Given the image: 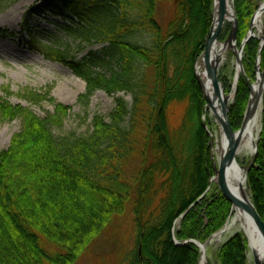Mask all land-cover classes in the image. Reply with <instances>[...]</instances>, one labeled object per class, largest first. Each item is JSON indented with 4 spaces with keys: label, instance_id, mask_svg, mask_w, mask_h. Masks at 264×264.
<instances>
[{
    "label": "trees",
    "instance_id": "obj_1",
    "mask_svg": "<svg viewBox=\"0 0 264 264\" xmlns=\"http://www.w3.org/2000/svg\"><path fill=\"white\" fill-rule=\"evenodd\" d=\"M16 1L0 0V10ZM37 1L66 21L61 29L81 46H99L79 57L68 45L32 39L47 59L70 67L87 82L79 101L88 105L97 90L131 93L133 100L130 105L118 96L110 121L95 114L87 133L56 136L53 127L63 128L72 107L56 102L50 89L27 87L18 93L30 103H54L55 112L47 118L0 95V123L22 122L9 146L0 150V264H77L113 217L125 211L130 197L135 234L130 264H199L201 252L190 240L205 242L231 210L219 188L205 194L214 167L211 135L203 122L207 102L194 70L212 24L214 0H172L165 27L157 18L164 0ZM234 3L240 45L258 6L250 0ZM260 44L253 37L244 49L251 79ZM260 59L263 68L264 47ZM224 87L231 90L229 80ZM5 93L13 94L9 88ZM249 95L241 77L230 111L235 129L242 124ZM175 105L184 110L172 126L169 113ZM211 124L207 116L210 129ZM135 158L140 166L127 175ZM247 186L264 219V112ZM201 196L173 234L176 220ZM174 237L189 242L179 245ZM247 254V240L235 234L220 246L218 264H248Z\"/></svg>",
    "mask_w": 264,
    "mask_h": 264
},
{
    "label": "rangeland",
    "instance_id": "obj_2",
    "mask_svg": "<svg viewBox=\"0 0 264 264\" xmlns=\"http://www.w3.org/2000/svg\"><path fill=\"white\" fill-rule=\"evenodd\" d=\"M250 1L254 5H257L255 4V0ZM173 9L172 0L159 2L157 18L163 27L166 26L172 16ZM65 23L66 21H63L60 17H55L50 12L44 11L41 8V3L37 0H17L7 8L0 10V95L10 100L13 104L29 106L39 117L47 118L55 112L54 103L47 100L39 103H30L21 98L18 93L27 87L43 92L50 89L51 95L56 99V102L72 107L64 121L63 128L57 129L53 127V132L56 136L71 131L77 134L87 133L92 129L95 114L103 115L107 121H110V115L116 107V98L118 96H124L130 102V105L133 100L131 93L121 92L112 95L104 90H97L91 96L88 105H84L79 101V97L86 92L87 82L70 67L47 59L41 52L40 46H36L37 41L32 42L33 37H36L41 41L53 45H68L71 47L73 53L81 54L79 57H82L91 49L99 48V46L88 47L86 43L81 46L76 37L61 29L60 26ZM26 27H29L33 31V36L29 35L25 29ZM3 32L8 33L5 34ZM256 33L260 35V33ZM222 57L223 61L219 70V80L223 83L229 80L232 84L237 73V57L232 48L227 49L222 54ZM258 62L261 66V59L257 60V68L259 66ZM255 73L257 77L259 70L255 71ZM256 77L253 81H256ZM5 88H9L13 94L7 95ZM61 90H65L63 100L57 95ZM248 102L243 114V120ZM262 105L264 112V97ZM183 110L184 107L180 105L173 107V110L169 113L172 126L178 125ZM207 116L212 122L210 127L214 133V139L211 140L212 156V154L214 155L213 150L216 146V138L217 135L220 136L221 129L218 121L210 112H207ZM21 128V119L0 123V150L6 149L9 146L12 136L19 132ZM251 158L252 155L241 156L238 161L242 166L248 167ZM139 163V159L137 158L132 163L130 160L127 175H131L135 169L139 168ZM215 188H218L217 182L211 184L210 194L214 192ZM241 234L243 235V233ZM228 238L230 236L208 247L207 264H218V250ZM134 246L135 234L130 197L125 211L113 217L103 235L89 247L77 264H130L131 250ZM252 256L248 245V264H254Z\"/></svg>",
    "mask_w": 264,
    "mask_h": 264
},
{
    "label": "water",
    "instance_id": "obj_3",
    "mask_svg": "<svg viewBox=\"0 0 264 264\" xmlns=\"http://www.w3.org/2000/svg\"><path fill=\"white\" fill-rule=\"evenodd\" d=\"M230 4L232 7V11H233L232 18L227 17ZM260 10L264 12V1L259 6L258 10L254 13L247 36L244 38L241 44V47L239 48L237 45L239 19H238L237 12L235 9L234 0H231V2H229V0H215L213 23H212L211 29L208 33L206 43H205L203 60L207 66V71L210 76V82L214 88V97H216L218 95L219 88H221L222 92L224 93H225V90H224L223 84L218 79V71L221 65L222 51H218L215 46L218 43V36L221 33L222 29L224 28L225 23L228 21L232 23L231 30L226 40L223 43L226 44L228 48H232L237 56V61H238L237 67H238V71H240V74L239 73L236 74L235 85L237 81L239 80L240 75L242 74L245 77L246 81L248 82V86L250 90V97H249L248 106H247V109L244 115V120H243L241 127L238 130H235V128L232 125L231 118H230V107L229 106L225 107V105L219 104V102L216 99H213L212 97H210L208 93L206 92L205 84L203 83L198 73V70H197L198 59H196L195 61V76L202 88L203 94L207 100V104L209 106V109L212 115H214L217 121L219 122L222 133H224L227 136L226 145L224 146L220 157H218L217 159L212 157L213 165L215 169V176H217V180H218L217 184L219 186V189L221 190L224 197L232 205L235 204L237 206H242L247 211V213L253 219L259 233L264 239V219L258 212L254 203L252 202L251 199L247 201V198L244 200L238 197L237 195H235V193H233V191L231 190L227 182V171H228L230 164L236 159V153H237L240 141H241V136L243 135L245 125L247 121L249 120V118L252 116V114L256 111L258 104L259 103L263 104L264 70L261 71V67L259 64L258 66L259 73H258L257 79L255 82H252L250 78L247 76L244 70L243 62H242V53H243L246 43L249 41L250 38L258 37L255 33V29H254L255 27H254L253 22H254L257 12ZM260 32H261L260 37L262 38V43L260 46V52H261L264 46L263 29H261ZM259 81L261 84V91L260 92L258 91V93H256L253 86L255 83H258ZM235 85H234V89L232 92L234 96H235ZM220 109L222 111H220ZM204 124L207 125L206 122H204ZM261 133H262V129L260 131L259 138L261 136ZM258 143L259 141L256 144L254 154L250 160L248 167L242 166L243 168L247 169L245 173L246 178H247L248 171L255 165L256 154L258 150ZM195 203L196 202L192 203L189 206V208L180 217L181 218L185 217L187 212L195 205ZM175 241L179 245L189 242V241H184L182 243L177 240ZM191 242L195 243V245H197V247L200 248V245H201L200 241L191 240ZM201 254H202V250H201ZM253 259H254V264H264L256 254L253 255Z\"/></svg>",
    "mask_w": 264,
    "mask_h": 264
},
{
    "label": "bare ground",
    "instance_id": "obj_4",
    "mask_svg": "<svg viewBox=\"0 0 264 264\" xmlns=\"http://www.w3.org/2000/svg\"><path fill=\"white\" fill-rule=\"evenodd\" d=\"M230 2V1H229ZM232 7L231 4L228 9V18H232ZM263 15L264 12L262 10L258 11L255 19H254V29L255 33H260L263 27ZM216 49L218 51H222L224 53L228 46L224 43L217 44ZM197 70L198 73L205 84V90L210 97L216 99L219 104L225 105V107L233 104L234 95L233 94H225L222 92L221 88H219L218 95L214 97V88L210 82V76L207 71V66L203 59H200L197 63ZM256 93L261 91V84L260 81L255 83L253 86ZM60 99L63 100L65 97V90H61L60 93L57 94ZM61 96V97H60ZM222 109V107H221ZM220 109V111H222ZM263 123V109L262 104L259 103L257 106L256 111L252 114V116L247 121L243 135L241 136V141L236 153V159L233 161L227 171V182L229 187L237 195L242 199H246L247 201L250 200V194L247 186V178L245 176L246 168H243L242 165L239 163V157L249 156L254 154V150L256 144L259 140V134L262 129ZM227 136L224 133H221L220 136L217 135L216 138V146L213 150L214 157H220L224 146L226 145ZM217 177H213L211 180V184L217 182ZM221 191V190H220ZM222 193V192H221ZM179 224V223H178ZM237 232L243 233L247 240L249 241V248L252 252V255L256 254L260 260L264 263V239L259 233L253 219L247 213V211L242 206H237L235 204L231 207V214L224 225V227L216 233L212 238H210L206 243H201L200 248L202 250L200 264H207L208 257H207V250L208 247L214 243H218L222 241L227 236H231ZM253 257V256H252Z\"/></svg>",
    "mask_w": 264,
    "mask_h": 264
}]
</instances>
